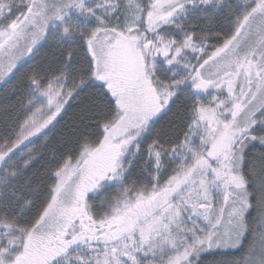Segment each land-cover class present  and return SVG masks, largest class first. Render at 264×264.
I'll list each match as a JSON object with an SVG mask.
<instances>
[{"label":"snow or ice","instance_id":"6c2138e0","mask_svg":"<svg viewBox=\"0 0 264 264\" xmlns=\"http://www.w3.org/2000/svg\"><path fill=\"white\" fill-rule=\"evenodd\" d=\"M0 264H264V0H0Z\"/></svg>","mask_w":264,"mask_h":264}]
</instances>
